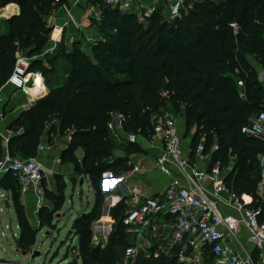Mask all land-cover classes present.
Masks as SVG:
<instances>
[{
    "label": "trees",
    "instance_id": "16d2710c",
    "mask_svg": "<svg viewBox=\"0 0 264 264\" xmlns=\"http://www.w3.org/2000/svg\"><path fill=\"white\" fill-rule=\"evenodd\" d=\"M186 1L191 3L188 14L179 12L168 21L155 11L141 22L132 11L90 0L100 13L93 21L98 41L88 54L76 45L69 53L62 47L59 53L69 64L63 81L9 126L17 132L7 140V150L21 158L35 157L43 137L51 141L56 134L69 133L61 161H70L75 174L88 177L94 190L92 209L73 220L70 234L77 239L76 258L65 264H184L164 255L139 254L123 260L128 242L121 223L124 200L112 208L115 226L107 242L92 239L91 224L100 218L106 196L103 174L120 175L132 169L128 155L115 156L118 146L109 127L114 115L122 117L127 135L150 138L155 118L169 104L175 115L184 118L186 134L193 131L190 160L200 141L207 153L216 140L219 148L213 154L221 169L234 157L232 169L224 174L225 183L239 197L250 195L249 206L259 208V219H264V202L257 192V155L264 151V143L241 130L250 116L264 109V85L248 59L251 56L264 70V0ZM8 3H16L19 13L5 20L6 31L0 33V86L12 72L16 53L23 51L32 58L29 71L48 70L41 55L51 31L47 17L59 0H0V9ZM41 91H45L42 83L37 84L35 96ZM126 144L125 150L133 152V143ZM79 147L80 161L74 155ZM3 153L0 139V157ZM55 182V189L45 191L49 204L37 211L40 228L54 227V214L64 202L65 182L59 176ZM0 187L12 192L21 231L16 246L27 253L37 230L19 202L15 175L5 173Z\"/></svg>",
    "mask_w": 264,
    "mask_h": 264
},
{
    "label": "built area",
    "instance_id": "2783aa9c",
    "mask_svg": "<svg viewBox=\"0 0 264 264\" xmlns=\"http://www.w3.org/2000/svg\"><path fill=\"white\" fill-rule=\"evenodd\" d=\"M135 1L102 0L111 9L136 13L141 22L156 11L157 0H151L149 5L139 4L137 10H134ZM182 4V0H173L169 4L168 21L179 15ZM90 16H93L92 11ZM98 39L94 32L85 33L76 45L88 54ZM55 47L56 44L53 49ZM31 60L26 54L16 53L12 72L3 85L21 90L30 81L32 85L40 72L28 71ZM117 116L120 126L122 117ZM109 127H113L112 122ZM241 130L264 143V109L250 116ZM153 132L165 141L162 154L156 158V168L168 176L176 171L181 180L174 179L159 195H144L139 202L126 208L121 218L128 240L123 249L124 259L143 254L146 257H175L184 264H208V260L213 264H264V219H259V208L249 206L242 196L227 186L224 174L229 168L221 169L218 161L204 170L192 166L182 148L176 117L168 109L155 118ZM218 148L214 140L208 153ZM43 149L40 142L37 154ZM196 152L205 154L203 141L197 145ZM36 156L21 158L6 152L0 157V173L12 172L21 190L33 193L38 209L48 202L43 170ZM257 162V192L264 202V151L258 153ZM175 247L176 251L173 250ZM255 250L258 260L254 257ZM0 264L31 263L22 258L3 260Z\"/></svg>",
    "mask_w": 264,
    "mask_h": 264
},
{
    "label": "crops",
    "instance_id": "0c3cea01",
    "mask_svg": "<svg viewBox=\"0 0 264 264\" xmlns=\"http://www.w3.org/2000/svg\"><path fill=\"white\" fill-rule=\"evenodd\" d=\"M76 1L77 0H59V3L54 8L53 12L47 17V22L51 31L49 33L48 45L42 52L41 58L45 62L44 65H48L46 67L48 69V72H50L52 76V81L50 82H53V85L59 84L63 81L67 74V69L69 66L65 56L59 53L62 50V47L65 52L69 53L71 52L74 44L76 45V42L80 41L81 37L84 36L85 33L94 32L98 36L96 26L93 22L97 20V17L94 14L92 17L90 16V11L95 10V6L90 2V0H78L77 2ZM158 1L159 0H157L155 3L156 11H158ZM8 4L9 5L4 7L3 9H0L1 17L3 16L4 18H9L19 13V6L16 3ZM139 4L149 5L151 4V0H136L134 4V10L138 9ZM55 44L56 47L53 49ZM60 57L65 58L67 64L65 63L64 65H57V60ZM248 59L257 69L259 76L262 75V78L264 79V70L261 68V66L258 65L257 62L251 56H249ZM39 79L42 82V77L36 78L34 85L31 87V89L26 90L24 88L29 96L21 89H14L8 85L0 86V139L4 151L3 154L8 152L7 140L17 132L9 128L10 124L18 117V115L22 111L29 108L33 104L34 100L43 93L41 91L38 96H35L34 94L35 90L37 89V80L39 81ZM262 84L264 85V82H262ZM47 91L48 89L46 87L44 94H46ZM175 117L176 125L181 136V142L185 143L186 146L184 148V154L188 156L190 160L189 145L193 135V131L186 134L184 118H182L180 115H175ZM112 123L113 125L115 124V128L117 131L116 133L119 134L122 139H127L128 142L133 143L131 146L132 148H134L133 152L128 153L127 150H123L122 148H118L115 151L116 157H123L125 155H128L129 162L132 165V169L120 175H113L110 172L103 174L102 190L106 194V199H104V202L102 204L100 218L98 220H95L91 224V230L94 239H97L99 236L105 238L106 231L111 230L110 226L107 227L106 230L105 225H109V223L111 222L114 223V220L111 217V211L112 208L115 207L118 202L124 200L126 208H130L133 203L139 202L142 199V196L159 195L160 192H162L163 189L174 179H177L178 181L181 180L180 175L176 171H172L171 175L168 176L159 171L155 166L156 158L162 154L165 147V141L159 135L154 134L150 138H146L141 135H127L121 129V125L119 126L120 121L117 115L113 116ZM42 140L47 141L48 138L45 136ZM51 140L52 146H49L46 151L44 148L42 151L38 152L39 154L36 156V158L43 170V184L46 189H55L56 176L61 177L65 182L64 202L62 208L54 214L53 224L55 227V225L57 226L58 220L61 218V215L57 216V213L61 214V211L63 207L67 204V201L72 203L73 195H71L70 201L66 199V191L68 189L67 178L71 180L73 187L78 182L80 185L86 183L89 188V191L93 193V203L91 208L87 210V204L83 205L81 207V210L75 213V217H77L81 213L89 212L92 209L94 204V190L91 187L88 177L84 175L75 174L74 166L70 161H61L62 159L60 156L65 150V148L68 146L69 135H56ZM74 155L77 160L80 161L83 156L82 148H77L74 151ZM216 161L217 160L215 159L213 152L201 155L196 152L193 160H190V163L192 166L204 170L209 169L212 165L215 164ZM233 162L234 157H230L229 163L225 168H229L230 171L232 169ZM229 171L225 174H228ZM4 175L5 173H0V180ZM18 193L19 202L24 209L28 222L34 229L37 230L36 236L37 233L42 229H49L50 227L46 226L42 228L39 227V221L37 218V211L39 208L37 209L36 207L35 197L33 193L30 190L22 191L19 186ZM244 196H247L249 199H246ZM242 197L248 204L252 201V197L250 195L244 194L242 195ZM0 199V206L2 205L1 203H3V205L6 207L7 212L9 214L13 213L15 215L17 225L16 227L19 233L18 237L15 238L13 246L14 249L19 254H21L22 252L18 251L16 246V240L19 238L21 231L16 217L12 192L0 187ZM3 210L4 208L0 207L1 235L5 234V227L7 228V226H3L2 222ZM73 220L69 224L68 234L71 231ZM102 224H104V226H102ZM12 234L14 237L15 233L13 232ZM73 238L76 239V237ZM30 251H32L31 248ZM21 257L25 258L23 255ZM254 257L257 260L259 259L256 250L254 251ZM0 260H4L1 254Z\"/></svg>",
    "mask_w": 264,
    "mask_h": 264
},
{
    "label": "rangeland",
    "instance_id": "374dc122",
    "mask_svg": "<svg viewBox=\"0 0 264 264\" xmlns=\"http://www.w3.org/2000/svg\"><path fill=\"white\" fill-rule=\"evenodd\" d=\"M172 1L173 0H159L158 1L157 8H158V13L160 14L159 15L160 19L167 20L168 6ZM182 1H183V4H182V8L180 12L182 14H188L191 3L187 2L186 0H182ZM92 14L96 15L97 19L99 20L100 13L97 7L95 8V10L92 11ZM6 19L7 18L0 16V32L6 31V24H5ZM94 22H97V20H95ZM19 54H23V51L20 52ZM65 63L67 64V61L63 57H60L57 60V65H64ZM43 64H45L44 61H43ZM39 70H40V74L42 77V82L45 88L47 87V89L49 90V88L52 87L54 84L53 82H50L52 81V76L50 72H48V70H45L44 73L42 69H39ZM259 79L260 81L264 82L262 75L259 76ZM42 82L39 79V81H37V84H40ZM33 85L34 84L31 85V81H30L25 89L26 90L31 89ZM46 94H44L43 92L40 96H38L34 100L33 104L36 102L37 99L41 98L42 96H45ZM166 109L174 113L169 104L167 105ZM115 127H116L115 124L113 125L112 128L110 127V135L113 138V142H115L118 148H122L123 150H125L126 148H128L126 144L128 141L127 139L126 140L122 139L119 136V134L116 133L117 131ZM56 135H60V134H56ZM65 135H69V133H65L64 135H61V136H65ZM41 143L44 146L45 151L48 149L49 146H52V140L51 141L42 140ZM185 147H186L185 143H182L183 150ZM67 186H68V189L66 191V199L70 201L71 195H73L72 203L67 201V204L63 207L61 214L59 213V215H61V218L58 220L57 226L55 225L54 228H49V229L44 228L37 233L35 243L30 246L32 251L27 252L26 257H25V259L28 260V262H30L31 264H65L76 258L77 249H76L75 244L77 242V239H74L70 233L68 234L69 224L70 222H72V220L76 216L75 213L80 211L83 205L87 204L86 206L87 210L91 208L92 203H93V193L89 191V188L86 183H83L80 185L78 182L73 187V184L69 178H67ZM1 204L2 205L0 207L4 208L3 213H2V222H3V226L4 227L7 226V228L5 227V230H4L5 234L3 235L0 234V254L2 255V258H4V260H11V261L20 260L22 259L21 257L22 255L19 254L14 249V246H13L15 238L18 237V233H19L16 227L17 225H16L15 215L13 213L9 214L6 210V207L3 205V203ZM102 226H104V224H102ZM109 226L111 227V230L106 231L105 238H103L102 236H99L97 239H94L92 235V239L94 241L101 240L103 242H107L108 238L110 237V235H112L114 231L115 223L111 222L109 223V225L106 224L105 225L106 230H107V227ZM13 232L15 233L14 237L12 234ZM0 233H1V226H0ZM173 250L176 251L177 247L173 248ZM36 252H38V254H36ZM31 254H35V257L30 258L29 256ZM123 260L126 261L127 259H124L123 257ZM209 261L211 260H208V263H211Z\"/></svg>",
    "mask_w": 264,
    "mask_h": 264
},
{
    "label": "water",
    "instance_id": "95a60500",
    "mask_svg": "<svg viewBox=\"0 0 264 264\" xmlns=\"http://www.w3.org/2000/svg\"><path fill=\"white\" fill-rule=\"evenodd\" d=\"M107 173V172H106ZM59 215V213H57V216ZM36 254H38V252H36ZM21 255H23L24 257H26V252H22ZM30 258H34L35 257V254H31L29 256Z\"/></svg>",
    "mask_w": 264,
    "mask_h": 264
},
{
    "label": "bare ground",
    "instance_id": "6f19581e",
    "mask_svg": "<svg viewBox=\"0 0 264 264\" xmlns=\"http://www.w3.org/2000/svg\"><path fill=\"white\" fill-rule=\"evenodd\" d=\"M38 77H41V75L40 74H38V75H36L34 78L36 79V78H38ZM38 81V80H37ZM35 82V81H34ZM34 84V83H33ZM27 86H25L24 88H26ZM24 90V89H23Z\"/></svg>",
    "mask_w": 264,
    "mask_h": 264
}]
</instances>
